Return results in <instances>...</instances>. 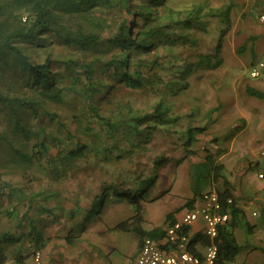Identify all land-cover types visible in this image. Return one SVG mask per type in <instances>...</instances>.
I'll use <instances>...</instances> for the list:
<instances>
[{
  "label": "rangeland",
  "instance_id": "rangeland-1",
  "mask_svg": "<svg viewBox=\"0 0 264 264\" xmlns=\"http://www.w3.org/2000/svg\"><path fill=\"white\" fill-rule=\"evenodd\" d=\"M138 2L139 0H135L133 4ZM229 3V19L224 24L213 11L219 13ZM125 7L122 0H107L97 10L92 9L89 15H69L67 22L73 30H85L90 27L86 19H99L104 25L100 31L101 37L106 38L117 30L123 20L131 18ZM159 9L158 13L163 15H170L168 9H173L176 14L174 12L171 19H183L192 11L198 10L204 25L177 28L180 32L189 33L190 38L195 41L194 45L179 42L170 49L159 46L157 51L148 54L150 59L157 57L158 64L154 69L162 77L152 90L132 89L123 83H115L96 102L88 104L81 88L79 89L81 86L69 88L71 78H67L64 82L67 88L60 91L59 99L44 100L48 113L39 112L36 117L29 114L26 108L17 110L23 114L32 130L38 129L41 132L36 137L43 138L47 146L45 151L40 148L39 160L32 161L24 155L31 153L30 150L34 151L32 144L36 137L29 133L25 138L20 132L14 131V118H10L11 115L5 109H0V132L3 135L0 142V233H20L18 223H22L21 215L28 210L29 205L25 196H18L22 190L26 195L37 193L32 198L28 211L29 215L35 217V222H39L37 224L40 229L38 217L40 203L43 202L39 193L45 181L51 189L55 186L58 192L64 191L63 186L72 183L75 176H87L86 180L91 181L96 189L101 184L107 186L109 181L116 186L137 187L139 180L157 172L156 185H149L147 182L142 184L144 199L156 190L160 192L174 181L171 195L174 196L173 199H183L191 193L189 165L209 154L215 161L225 165V174L233 184L236 203L244 210V218L253 227L249 232L241 225L234 229V234L242 245L235 261L238 264H264V251L260 249L264 247V97L258 98L246 91L247 87L264 91V74L259 77L249 75L250 65L264 57V0H165L163 7ZM167 21L168 16H164L162 22ZM41 37L40 44H23L24 53L31 61H42L46 55L52 54L61 59L52 61L51 67L62 69V60L81 57V53H84L73 44L70 46L63 43L50 32ZM218 43L219 51L216 52ZM117 53V50L103 49L98 56L104 54L110 57ZM215 53L221 61L217 67L199 68L179 78L176 84H180L178 90L171 92L168 85L171 76L167 74V70L172 69V66L192 63L200 54H207L215 60L212 56ZM86 54L94 55L89 52ZM98 64L99 62L95 67ZM80 67L75 70L83 69ZM142 70L147 73V68L143 67ZM97 73L101 76H96ZM107 74L97 69L93 81H109ZM72 75L76 76L75 81L78 79L79 84L81 81L85 83L83 76L79 78L75 72ZM21 76L17 67L0 69L1 91L18 94L16 87L24 82ZM3 79L4 82L1 83ZM183 82L189 84L185 89L181 87ZM59 85H62V81ZM23 90L28 97L36 92L27 86ZM160 99L169 105L171 115L179 116V120L154 128L147 142H142V134L141 141L135 146H129L119 134L116 139L112 138L97 114L88 108L89 105H96L101 116L125 115L134 110L142 115L151 112ZM188 127L193 130L194 141L185 144L184 135ZM194 127L202 129L197 131ZM80 144H88L83 156L67 158V151ZM107 150H111V156ZM156 159L163 160L161 165L153 166ZM259 172L263 173V177L258 176ZM210 188L213 187L204 190ZM51 197L55 198L56 192H52ZM117 198L119 197H115ZM115 199H108L103 209L112 206L111 210H114L117 207L122 210L123 215L126 214L125 201ZM89 201L86 198L84 206L89 205ZM169 201L168 198L161 197L158 201L145 203V215L153 211L152 217H159L161 208L168 206ZM160 202L163 203L162 206L159 205ZM128 206L131 213L132 205ZM11 208V216L4 215V211H10ZM111 210L105 212L103 217L107 219L109 216V220L114 217ZM45 217L47 222L41 230L46 235L52 234L56 221L47 214ZM101 217H94L92 223L88 224L89 228L92 229L99 223L106 230V223L98 221L103 220ZM63 225L64 222L59 220L60 231L56 234L59 236L55 238H60L65 233ZM23 229L27 231V225ZM108 230L103 236L96 233L95 229L89 232L96 233L93 235L95 252L101 254L100 258L105 263L122 264L132 255L131 245L138 235L134 231ZM3 246L6 260L0 264H37L35 253H40L42 248L40 245L36 246L29 235ZM81 246L82 244L79 247ZM98 260L100 261L99 257Z\"/></svg>",
  "mask_w": 264,
  "mask_h": 264
},
{
  "label": "trees",
  "instance_id": "trees-1",
  "mask_svg": "<svg viewBox=\"0 0 264 264\" xmlns=\"http://www.w3.org/2000/svg\"><path fill=\"white\" fill-rule=\"evenodd\" d=\"M107 0H0V69L3 68H19L22 73L21 79L24 81L16 87L18 94H10L1 91L0 89V109H5L10 118H14L13 129L20 132L21 135L27 138L29 133L34 137L41 133L38 129L32 130L30 125L25 121L23 114L17 110L19 108H26L29 114L38 117L39 112L48 113L44 107V100L49 99L56 101L60 98V91L67 88L64 82L67 78H71L68 84L69 88L73 89L80 85L84 98L91 104L96 102L99 96H103L108 92L109 88L115 83H123L129 88H148L153 89L155 85L161 81V74L155 71V66L158 64L157 57L151 58V52L157 51L158 47H174L179 42H190L194 45V39L190 38L189 33L180 32L179 29L191 28L194 26L202 27L204 21L202 20L198 10L192 11L187 17L183 19H171L175 12L170 11V15L160 14L159 8H162L165 0H139L138 3L133 4L135 0H122L125 3V11L131 14L128 21L125 19L119 25L116 31L106 38L101 37L100 31L104 28L103 23L96 18H88L85 21L90 24L88 29L70 28L67 17L69 15H89L92 9L97 10L98 7L106 3ZM231 3L225 5L219 13L213 11L216 16H219L222 23L227 24L229 19V8ZM23 13H25L23 15ZM176 14V12H175ZM164 16H168L167 22H162ZM24 18V19H23ZM51 33L63 43L73 44L84 53L81 57L77 56L72 59L62 60V69H53L51 62L61 59V57L52 54L46 55L42 61H31L29 56L24 53L23 44H31L41 42V35ZM166 45V46H165ZM160 48V49H161ZM219 51V43L216 45ZM103 49L117 50L119 53L114 56L106 57L101 54ZM169 49H167L169 51ZM70 53L72 51H69ZM93 53V56L86 54ZM68 53V54H70ZM73 53H71L72 55ZM57 55V54H56ZM215 60L211 59L209 55H199L197 60L187 65L172 66V69L167 70L170 74L168 81L169 89L175 93L179 85L178 79L196 71L199 68H215L221 61L215 53L212 55ZM212 57V58H213ZM99 64L95 67V64ZM253 64V63H252ZM76 71L75 68H81ZM147 68L145 73L142 68ZM167 67V66H165ZM103 70L107 72L109 81H93V75L96 70ZM72 72L78 74L77 76L85 79V83L75 78ZM96 76H101L96 74ZM1 79V78H0ZM15 79V78H14ZM69 80V79H68ZM62 81V85L59 82ZM4 82V79L1 83ZM27 86L32 91L28 97L23 91V87ZM66 86V87H65ZM188 83L183 82L182 88H187ZM26 91V90H25ZM248 94L258 98L264 97V91L255 89L254 87H247ZM33 94V95H32ZM89 109L97 114L101 120L102 125L112 138L116 139L119 134L121 138L126 139L129 146H135L141 141L140 137L143 134L142 142L149 140L151 131L157 126L169 125L176 123L179 116L170 114V107L166 105L161 99L156 102L151 112H146L142 115L134 110L128 114L105 116L100 115L96 105H89ZM43 111V112H42ZM55 115V114H54ZM194 127L195 130L202 128ZM32 130V131H31ZM185 144H190L194 141L193 130L188 127L185 132ZM3 135L0 132V142ZM43 138L36 137V141L32 144L34 151L25 154L29 161L34 159L39 160L40 148L44 151L47 146L44 144ZM88 144L76 145L74 149L67 151V158H80L87 149ZM36 148V149H35ZM192 152V151H191ZM107 153L112 155L111 150ZM41 156V154H40ZM107 157V158H110ZM119 156V155H118ZM163 160L156 159L153 166L161 165ZM189 172L191 176L190 190L192 195L186 198L184 204L175 208L166 215L165 224L174 219L175 212H178L183 206H190L196 197L207 187H214L218 199L224 209H229L231 219L228 223L219 229L214 242L217 246V256L214 264H237L235 256L241 248L238 242L234 229L238 226H245L246 231L252 230V225L246 221L244 210L236 203L233 184L225 174V165L221 162L215 161L209 154L204 159L191 163L189 165ZM2 170L0 168V181ZM157 179V172L150 176L142 178L138 182L135 190L123 186H116V184H109L101 189L93 200L92 207L87 210L84 216V222L99 216L101 209L107 199L119 197L117 199H124L133 208V214L120 222H118L112 229L134 231L139 238L148 235L153 238L160 237L164 232V227H154L146 230L140 227L142 221L143 199L142 184L147 182L155 184ZM37 193H29L26 195L24 190L19 191L18 196H25L24 199L28 202V210H30V203L32 198ZM40 194V193H39ZM33 202V201H32ZM10 211H4V215L11 216ZM25 211L21 215V222L19 226H28L27 231L20 227V233L2 232L0 233V263L5 262L6 258L3 253V244H8L14 241H19L25 236L29 235L36 246L40 245L41 233L38 224L34 218L29 217V211ZM26 221V222H24ZM69 237V236H67ZM259 248V247H258ZM264 251V247H261Z\"/></svg>",
  "mask_w": 264,
  "mask_h": 264
},
{
  "label": "crops",
  "instance_id": "crops-1",
  "mask_svg": "<svg viewBox=\"0 0 264 264\" xmlns=\"http://www.w3.org/2000/svg\"><path fill=\"white\" fill-rule=\"evenodd\" d=\"M88 177H82V176H75L73 179V182L67 185H64V191H59L56 189V187H50L47 181L44 182L42 188H40V200H42L43 203H40V216L38 219H40V233H41V240H40V246L42 248L40 249L41 252V259L40 264H108L105 263V261L101 260L100 255L95 252V249L93 247L94 236L96 233L101 234L102 236L105 235L109 230L114 227L118 222L129 218L133 214V210L130 213V210L128 209V202L124 199L120 202L125 201V210L126 214H122V210L119 208H114V210H111V207L105 206L108 199H115V197L110 196L107 201L104 203L101 213L99 216H97L95 219L100 218L101 215L105 214V212H113L115 215L114 217L109 216L103 217V220H98L100 223H106L107 227L101 228L102 225L97 223V225H94L92 229L96 230L95 234H89V232L92 230L89 228V223H92L93 218L84 222V216L87 213V210L92 207L93 200L95 199L96 195L101 191L105 185L102 186V184L96 189L93 186V183L91 181L86 180ZM191 181V180H190ZM139 182V181H138ZM110 184H113L111 181H109ZM174 182H170L164 189L160 190L158 192H153L154 194H151L148 198L141 200L143 205V212H142V221L140 223V227L146 230L152 229L154 227H164L165 221H166V215L170 211L174 210L177 207H180L184 204L186 198L190 197L192 195V192L189 196H185L183 199L175 198L171 194L173 193V187ZM157 184V179L155 181V185ZM109 185V184H108ZM138 185V184H137ZM127 188H133V190L136 189V187L129 186ZM179 188V187H178ZM56 192V197L52 198V192ZM168 198L169 205L164 206L161 212V215L159 217L153 218V211L151 213L145 215L146 209H145V203L147 202H153L158 201L159 199ZM86 198L90 200L88 202L89 205L84 206V202L86 201ZM115 200H121V199H115ZM160 206L163 205L162 202L159 203ZM107 209V210H106ZM133 209V208H132ZM106 210V211H104ZM176 213V212H175ZM49 215L50 219H54L56 221V225L53 226V233H48L47 235L43 233L41 228H43L44 223L47 222V219L45 215ZM176 215V214H175ZM31 218V215H29ZM101 217V218H102ZM113 218V220H112ZM61 220L64 222V225L62 229H66L65 233L60 238H55V236L58 234L60 230L58 229V221ZM37 221V220H36ZM39 223V222H37ZM24 225L20 226L23 227ZM28 227V226H27ZM111 227V228H109ZM56 230V231H55ZM164 234V232H163ZM163 234L160 236L162 237ZM50 236H54L53 238H50ZM69 236V237H67ZM143 237V236H142ZM158 237V238H160ZM88 239V240H86ZM90 239V240H89ZM142 238L136 237V240L131 245V253L132 255L128 257V260L122 264H134L135 258L139 252V248L141 245ZM81 242V243H80ZM82 244L81 247H79ZM108 255V254H107ZM98 257L100 261L98 260ZM105 257V256H104ZM236 262V261H235ZM237 263V262H236ZM238 264V263H237Z\"/></svg>",
  "mask_w": 264,
  "mask_h": 264
},
{
  "label": "built area",
  "instance_id": "built-area-1",
  "mask_svg": "<svg viewBox=\"0 0 264 264\" xmlns=\"http://www.w3.org/2000/svg\"><path fill=\"white\" fill-rule=\"evenodd\" d=\"M264 18V16H263ZM264 74V57L250 65V77ZM263 177V173H258ZM174 219L164 226L160 238L142 237L134 264H214L217 246L214 238L219 229L231 219L215 188L203 190L190 206H183ZM255 214V212H253ZM41 252L35 253L39 264Z\"/></svg>",
  "mask_w": 264,
  "mask_h": 264
}]
</instances>
